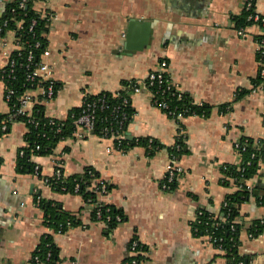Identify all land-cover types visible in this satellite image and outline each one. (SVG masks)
<instances>
[{"label":"crops","instance_id":"0c3cea01","mask_svg":"<svg viewBox=\"0 0 264 264\" xmlns=\"http://www.w3.org/2000/svg\"><path fill=\"white\" fill-rule=\"evenodd\" d=\"M17 0H0V18ZM246 0H33L32 9L50 19L48 46L41 62L48 64L60 88L46 100L40 89L32 91L30 105L40 103L46 117L66 120L88 95L126 91L133 109L126 137H153L170 146L185 134L187 153L179 157L185 173L174 190L162 181L169 156L166 150L149 156L145 147L123 152L113 138L75 135L57 143L54 152L34 155L36 172H19V150L28 145V127L15 123L0 137V264H32L33 253L44 234H52L60 248L59 264H123L131 255L135 238L146 246L141 264H230L225 251L205 235L193 233L198 209L218 213L236 185L221 182V167L240 164L237 144L241 138H264V92L252 91L236 98L237 91L251 88L258 71L259 30L248 29L241 37L232 19ZM256 11L264 15V0ZM21 48L14 30L0 38V67L8 55ZM166 73L182 94L198 104L212 106L208 117L189 115L173 119L153 104L150 90L132 86L158 69ZM127 82L128 84H125ZM6 84L0 79V115L9 112ZM231 104L226 112L220 106ZM181 126L183 128L181 129ZM58 164L65 175L93 167L111 189L100 201L126 215L111 235L105 224L92 218L93 204L79 194L53 191L44 181ZM254 196L241 206L240 254L246 264H264V232L252 237L248 228L264 219V163L248 182ZM258 192V193H256ZM38 193L76 214L81 225L54 232L44 223V212L34 202ZM134 238V239H133ZM248 261V262H247Z\"/></svg>","mask_w":264,"mask_h":264},{"label":"trees","instance_id":"16d2710c","mask_svg":"<svg viewBox=\"0 0 264 264\" xmlns=\"http://www.w3.org/2000/svg\"><path fill=\"white\" fill-rule=\"evenodd\" d=\"M32 0L29 1L26 8L18 6V0L9 5L6 13L0 18V24L3 25L7 21V25L3 27L2 36L8 30H14L16 37L20 41L21 48L10 54L9 60H14L15 65L11 67L8 63L0 67V79L6 84V91L12 89V94L9 104V111L16 109L19 105V97L29 90H36L39 87L38 82L31 83L27 80L28 73L31 72L40 62L41 56L48 46V33L50 29V19L48 16H42L32 9ZM253 14V10L242 9L241 13L234 16L232 22L235 29L254 27L256 21L254 18H249ZM35 24L31 29L33 22ZM256 41L264 38V35L256 33L254 35ZM39 44L38 46H36ZM33 49L34 58L30 62L29 50ZM257 60L259 62L258 71L255 76L251 78V88H243L237 91L236 98L251 93L254 88L262 86L264 89V54L257 52ZM13 70V72H11ZM11 74V77H9ZM168 75V74H167ZM4 76V78H2ZM14 77V78H12ZM169 77V76H168ZM125 84H128L125 82ZM60 85L56 82V94ZM56 96V95H55ZM125 96H128L126 91H119L116 96L110 92L100 93L98 95H88L84 102H92L101 98H105L108 108L99 110L97 112V119L93 133L103 137V129L109 125L112 107L122 103ZM171 107L184 111L186 116L199 115L208 117L211 114L212 106L201 103H196L190 95L182 93L181 98L178 95L168 96ZM84 105L74 108L69 113L66 120H57L51 123V119L44 114V107L40 103L33 106V112L30 116H19L18 121L24 122L28 127L26 138L28 145L19 150L17 166L19 172H35V164L31 161L34 155H48L54 152L58 142L68 137L75 135L78 130L77 120L84 110ZM231 104H224L220 106L222 112L229 111ZM129 118L125 120L121 131L127 130L128 125L132 121L133 109L131 106L125 108ZM9 113L0 115V119L7 118ZM38 125H35V123ZM183 126H181V129ZM60 129V130H58ZM1 132L4 134L8 132ZM185 134H180L176 138L173 145L167 146L161 143L158 139L153 137H139L135 139L115 140V147L123 152L128 151L134 146L145 147L149 156H154L158 152L166 150L168 156H177L179 158L184 153H187ZM39 147V148H37ZM238 152L241 156L240 164H225L221 167V182L224 185H229L230 180H233L236 185V191L228 194L225 202L222 204L218 213L213 212L209 207L198 209L197 219L192 222L193 233L196 236H202L206 233L212 234L219 239L215 246L221 245L225 251V257L230 264H246V255L240 254L239 248L241 245L240 234L242 230L241 206L248 202L254 196V188L248 182L254 179L264 163V138L254 139L251 137H243L239 142ZM61 174H53L47 177L50 188L62 194H79L86 203L93 204L92 218L100 220L105 224V233L107 236L111 235L115 228L126 219L123 210L112 205L105 204L100 201V195L95 188L100 187V176L93 167H86L81 173L72 175H65L63 168ZM40 175V172H39ZM103 180V179H101ZM105 181V180H103ZM230 181V182H229ZM107 183V192L110 191L111 185ZM178 182L175 181L170 185V190H174ZM264 202V198L259 200ZM34 202L44 212V223L46 226L52 228L54 232L62 230L67 231L71 227L81 225V221L76 214L65 210L62 204L55 200H48L43 198L40 194L34 195ZM101 204V206H100ZM101 211V218L98 217V212ZM121 216V221L117 220V216ZM109 217V218H108ZM70 223V225L68 224ZM71 226V227H69ZM249 234L252 237H257L264 232V219L254 220L252 225L248 228ZM134 239V238H133ZM136 239V238H135ZM143 250L146 246L140 243ZM37 258V260H36ZM128 259H136L142 262L145 259L144 254L138 253L130 255ZM60 262V248L56 245L52 234H44L41 237L39 245L33 253L32 264H59Z\"/></svg>","mask_w":264,"mask_h":264},{"label":"built area","instance_id":"2783aa9c","mask_svg":"<svg viewBox=\"0 0 264 264\" xmlns=\"http://www.w3.org/2000/svg\"><path fill=\"white\" fill-rule=\"evenodd\" d=\"M29 1L31 0H18V6L20 8H26ZM33 1V0H32ZM256 3L257 0H246L244 8L246 10H253V14L250 15L249 18H254L256 21V24L254 27H256L259 30L260 35H264V15L259 14L256 11ZM35 24V21L33 22L31 29L33 28ZM7 25V21L4 22L3 25L0 24V38H2V32L3 27ZM237 34L241 37H245L248 35V28H239L236 30ZM258 48L257 52H261V54H264V38H262L259 41H256ZM37 44L36 46H38ZM29 60L30 62L34 58V51L33 49L29 50ZM10 55H8V63L11 64V67H14L15 62L14 60H9ZM168 66V63L166 60H162L160 63V66L158 69L152 70L148 73L147 77L138 82L134 83L132 86L133 91H140L141 87H145L148 90H150L152 94L153 104L164 111L168 116H170L173 119H179L185 117L184 111L176 109V107H171L170 101L168 99V96L170 95H178V97L181 98V93L176 89L175 85L171 81V79L168 77L166 73V68ZM13 72V70L11 71ZM264 72V71H263ZM9 77H11V74H9ZM4 78V76L2 77ZM14 78V77H12ZM27 80L31 83L38 82L39 87L37 89L41 90V96L42 98L49 100L55 97L56 90H55V84L56 81L51 78V71L48 66V64L40 62L31 72L28 73ZM262 90L264 92V89L262 86H259L257 88H254L253 91ZM32 91L29 90L25 94L21 95L19 97V105L16 109H11L8 113L7 118L0 119V131L5 132L6 130H9L15 123L19 122L18 117L19 116H30V105L33 104L34 98L32 96ZM14 91L12 89H8L6 91V99L7 101L10 100L12 94ZM116 96V95H115ZM84 110L82 114L80 115L79 119L77 120L78 128H83L88 134L92 133L94 131L95 122L97 119V112L99 110H104L109 107L107 104V101L105 98H101L98 100H94L92 102H83ZM130 105V97L125 96L122 103L119 105H116L112 107L110 117L107 119L109 120V125L106 126L103 129V138H113L115 140H122L126 137V132L121 131L123 128V125L125 123V120L129 118V115L125 108ZM56 119L52 118L51 123H55ZM35 125H38L36 122ZM60 130V129H58ZM1 137V134H0ZM237 147L239 148V144H237ZM39 148V147H37ZM2 156L0 154V166L2 164ZM62 164H58L55 169V174H61ZM35 172L39 174L40 167L39 165L35 166ZM185 173L184 168L179 164V158L177 156H169V160L166 166V173L164 176V179L162 181V188L164 190H170V185L175 182L179 181V178ZM45 183L50 187L47 177L44 178ZM100 182V187H96L95 190L98 192L99 195H104L107 193V183L103 180H98ZM225 202V201H224ZM227 204V202H225ZM101 206V204H100ZM98 217L101 218V211L98 213ZM109 218V217H108ZM197 217L194 219L196 221ZM117 220L121 221V216H117ZM193 221V222H194ZM70 225V223H68ZM71 227V226H69ZM60 233L62 230L59 231ZM207 240L212 243L213 245L216 244V242L219 241V239L215 238L212 234L206 233L205 234ZM141 247L140 242L135 239L131 243V255H136L139 252L142 254H146V251H144ZM216 247V246H215ZM217 248L223 250L221 245H219ZM224 251V250H223ZM37 260V258H36ZM123 264H141V262H138L135 258L134 259H125L123 261Z\"/></svg>","mask_w":264,"mask_h":264},{"label":"water","instance_id":"95a60500","mask_svg":"<svg viewBox=\"0 0 264 264\" xmlns=\"http://www.w3.org/2000/svg\"><path fill=\"white\" fill-rule=\"evenodd\" d=\"M130 137H128V139H129ZM256 193H258V192H256ZM248 262V261H247Z\"/></svg>","mask_w":264,"mask_h":264}]
</instances>
